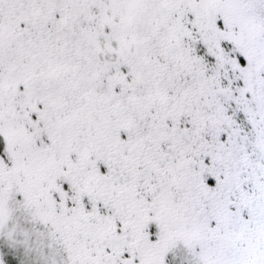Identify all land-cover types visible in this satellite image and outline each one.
I'll list each match as a JSON object with an SVG mask.
<instances>
[{
	"label": "snow or ice",
	"instance_id": "6c2138e0",
	"mask_svg": "<svg viewBox=\"0 0 264 264\" xmlns=\"http://www.w3.org/2000/svg\"><path fill=\"white\" fill-rule=\"evenodd\" d=\"M0 264H264V0H0Z\"/></svg>",
	"mask_w": 264,
	"mask_h": 264
}]
</instances>
